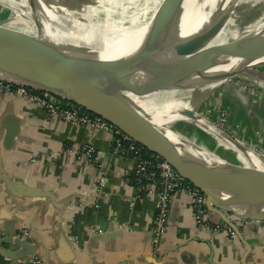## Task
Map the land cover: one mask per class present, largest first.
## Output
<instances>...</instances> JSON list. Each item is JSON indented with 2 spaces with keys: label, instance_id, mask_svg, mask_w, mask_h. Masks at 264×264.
Masks as SVG:
<instances>
[{
  "label": "crops",
  "instance_id": "0c3cea01",
  "mask_svg": "<svg viewBox=\"0 0 264 264\" xmlns=\"http://www.w3.org/2000/svg\"><path fill=\"white\" fill-rule=\"evenodd\" d=\"M228 85L234 86L225 83L218 89L223 96ZM239 105L242 116L251 119L228 126L229 132L246 139L256 130L264 146V100L251 99L248 111ZM195 114V121L182 120L184 126L204 127L212 139L200 142L184 127L186 140L236 170H258L240 153V161L217 155L215 143L225 142L221 132ZM4 124L19 130L10 150L2 146L4 128L0 136V249L22 251L24 240L34 253L12 259L0 255L6 264H26L34 256L43 264H264V223H238L239 234L233 237L198 230L183 193L172 196L167 228L155 248L157 200L135 187L132 161L113 152L108 133L67 125L43 108L0 91V128ZM86 144L98 152L95 165L76 158ZM102 179L103 190L97 188ZM15 184L32 188L34 196H17L8 188ZM95 187L99 192L92 191Z\"/></svg>",
  "mask_w": 264,
  "mask_h": 264
},
{
  "label": "bare ground",
  "instance_id": "6f19581e",
  "mask_svg": "<svg viewBox=\"0 0 264 264\" xmlns=\"http://www.w3.org/2000/svg\"><path fill=\"white\" fill-rule=\"evenodd\" d=\"M164 1L171 5L174 0ZM227 2V0H181L175 22L166 23L164 33L159 34L161 37H154L148 44V39L143 43L141 40L149 34L151 27L166 22L171 17L172 14L169 11L162 13L156 7L154 9L152 5L151 7L147 4L144 9L149 8L150 16L143 19L128 16L125 20H121L114 18L115 16L111 18L109 17L111 15H104L90 4L80 8H66L57 5V2L52 4L44 0H30V2L28 0H0L1 5L5 4L16 12L18 19L21 16L25 17L26 13L27 19L24 20L33 25L37 39L50 43L66 55L83 58L94 54L105 63L115 62L118 63L117 65L121 64L123 59L133 57L137 63L125 67L123 71L134 73H147L175 58L179 48L183 49L187 45V39L193 36L205 21H212L220 10L226 7ZM240 2L241 0H233V8L227 22L216 38L197 55L198 59L186 62L167 82L150 89L133 91L143 99L137 104L153 116L154 121L161 128L179 119L195 121L197 114L187 117L184 112L193 110V104L204 102L217 88H221L229 76L234 75L229 74L233 68L243 64L264 63V14L257 21L249 23L246 30L234 32V34L229 31L228 26L235 18L233 11ZM31 3L36 5V9L33 7L32 10L27 9ZM156 4L154 2V6ZM240 15L245 17L246 10H242ZM173 28L174 34H177V40L166 38ZM242 36L244 41L240 40ZM228 39H231L232 43L229 50H235L229 55L223 54L225 51L223 43ZM169 44L171 46L159 52L164 45ZM149 47L150 52H148ZM157 88L162 93L159 94L156 91L155 93L154 89L157 90ZM59 94L64 93L59 92ZM79 94L113 116L123 128L130 131L125 113L119 106L92 91L82 90ZM155 94L159 95L154 97ZM151 95L153 98H150ZM168 128L167 130L163 128L168 138L180 145L181 150L186 154H188L187 151L192 154V162L220 191L239 204L264 200V178L254 176V172L250 170L249 177L247 174L240 175L243 179L239 180L238 185L230 179L229 174L232 173L226 170L229 167L222 165L214 155L202 154L196 146L183 137L184 128H177L173 125L172 128L170 125ZM212 128L220 133L216 128ZM222 139L227 138L222 134ZM230 143L235 150H241L244 156L251 158L249 165L253 164L252 167L256 168L259 163L264 171V161L251 153L252 151L248 152L245 147L231 141ZM207 151L210 152L208 147ZM255 174H257L256 171ZM241 183L245 184L240 186Z\"/></svg>",
  "mask_w": 264,
  "mask_h": 264
},
{
  "label": "water",
  "instance_id": "95a60500",
  "mask_svg": "<svg viewBox=\"0 0 264 264\" xmlns=\"http://www.w3.org/2000/svg\"><path fill=\"white\" fill-rule=\"evenodd\" d=\"M227 1L226 7L224 6L225 8L220 10L212 21H205L198 31L187 39V45L183 49L179 48L175 58L162 63L147 73L123 71L125 67L137 63L133 57L123 59L121 64L117 65L118 63L115 62L105 63L94 54L83 58L68 56L50 43L41 41L25 31L18 30L20 33L15 32L13 27L4 26L5 20L0 21V80L39 92L51 93L114 125L149 153L164 160L186 182L202 193L206 198V208L210 219L221 220L232 229L235 235H238L239 228L236 221L264 223V200L239 204L220 191L192 162V154L188 151V154L182 151L180 145L169 139L164 129L156 124L153 116L145 112L127 94L128 92L150 89L167 82L175 71L185 65L186 62L198 59L197 55L216 38L229 18L233 8V0ZM179 2L181 0L173 1L169 10L172 14L171 17L166 22L151 27L149 34L141 40L142 43L148 39V44H150L154 37H161L159 34L164 33L166 23L175 22L180 7ZM32 7L36 9L34 4ZM174 28L169 31V35L166 36L167 39L177 40L178 37H176L177 34H174ZM230 41L231 39L224 41L225 51L223 54L234 53L235 50H229L232 44ZM168 46L171 44L164 45L159 52L161 53ZM148 52H150V47ZM145 56L147 57V55ZM257 65L260 63L243 64L233 68L229 74L240 73ZM82 90L95 92L107 101L119 106L125 113L130 131L123 128L113 116L80 95ZM59 92L64 94H59ZM227 92L243 105L245 111H248L251 97L246 101L244 92L237 90L232 85L227 86ZM184 113L185 116L191 117L196 112L191 110ZM4 125L0 128V136L3 133V128L5 131L2 146L5 150H10L15 145V137L19 129L16 125ZM224 136L228 138L227 135ZM229 139L232 140L230 137ZM229 177L238 184L240 174H229ZM244 184L241 183L240 186ZM8 188L14 190L19 197H33L35 193L32 188L21 184L8 185ZM20 244L24 248L22 251L10 252L0 249V255L6 259H12L25 254H31V256L34 254L33 248L24 240L20 241ZM158 244L155 245V248ZM26 248L27 251H25Z\"/></svg>",
  "mask_w": 264,
  "mask_h": 264
},
{
  "label": "rangeland",
  "instance_id": "374dc122",
  "mask_svg": "<svg viewBox=\"0 0 264 264\" xmlns=\"http://www.w3.org/2000/svg\"><path fill=\"white\" fill-rule=\"evenodd\" d=\"M28 1L30 2V0ZM44 1L46 3H52V4L57 2L56 3L57 5L65 6L66 8H72V7L80 8L84 5L90 4L96 10L102 12L104 15L106 16L111 15L109 16L111 18L115 16L114 18L116 19L120 18L121 20H125L126 18H128V16L132 18L137 17L139 19H143V18L150 16V12H148L150 11L149 8L148 10L144 9V7H147V4L149 6L152 5L154 9L156 7V9H158V11H161L162 13H167L170 10V5L165 3L164 0H156V1L154 0V2L158 4V5L156 4V6H154L153 0H148V1L147 0H66V1L65 0L63 1L62 0H52L53 2L51 0H44ZM32 5L33 3L29 4L27 9L30 10L31 8L32 10ZM118 6L119 7L121 6V7L118 8ZM242 10H246L245 17H241L240 15V12ZM116 14L118 16H116ZM263 14H264V0H241V2L237 4V7L233 11V16L235 18L231 20L228 26L230 33L232 32V34H234V32L246 30V26H248L249 23L257 21V19H259V17ZM24 15L25 17L21 16V18L18 19L16 12H14L13 9H11L9 6L5 4L3 5L0 4V21L5 20L4 22L5 27H11V28L13 27V29H15V32L20 33L19 31H25L26 33H30L36 37V31L34 30L33 25H31L28 21L24 20V19H27L26 13ZM236 38L237 37H235V39ZM240 40L244 41L245 39H243V36H242ZM263 72H264V63L257 65V66H253L243 72L238 73V75L234 74L232 76H229V78L227 79L225 83L233 84L237 90L243 91L244 95H246V98H245L246 101L249 99V97H251L250 99L254 100V102H257L258 99H261V101H263L264 100ZM255 74H258V75L256 76ZM218 89L221 90L220 88H217L210 96H208L210 98L207 97L204 100V102L203 101L200 103L196 102L195 104H193L194 106L193 111L198 113L200 118L205 120L207 125H209L210 127L212 126L216 128L223 135L228 136L227 139H222L226 143L225 142L224 144L215 143L214 148H215L216 154L221 155L222 157H227L230 160L232 159V160L240 161V156H241L240 154L244 156L243 154L244 152L241 150H235L234 146H232V144L230 143L231 141L234 144H239L240 146L245 147V149L248 150V152L252 151L251 153H254L257 157H259L262 161H264V146L261 145V142H262L260 139L261 135L259 134L258 131L256 130L252 131L254 135L250 131L252 135H248L246 139L245 138L241 139L239 136L235 134L234 131L229 132L228 126H231V125L237 126L238 123L244 125L243 123L248 122V120L251 119V117L246 114L244 115L245 117H243L239 110L240 105L239 103H237L235 98H233L232 95L229 93H227L226 96H223L219 92ZM158 90H159L158 88L157 90L154 89V92L156 91L159 94L162 93L160 90L159 91ZM127 94L136 103L141 102L143 100L139 96V94L136 92H128ZM159 94L157 95L155 94L154 97L158 96ZM150 98H153L152 95ZM236 116H242V117L236 118ZM169 125L171 126V128H172V125L177 128L180 127L182 129L186 127L187 133H190L191 136L195 135L196 137H199V139H201L200 142H207L212 139L210 135L205 133L206 131L204 132L206 128L198 127V126L196 127L195 125H190V124L189 126H184L181 119L173 123H170ZM169 125H166L163 128L167 130L169 129L168 128ZM229 137L232 138L233 141L230 140ZM227 147H229V149H227ZM231 148H233L234 150H232ZM188 149L191 150L192 148H188ZM215 158H217L219 162L222 163V165L229 167V168H226V170L231 172L232 175H236L235 173L240 174V175L247 174V176L250 175L248 172H251V171L249 170H247V172L236 170L234 167L230 166V164H227L226 162L221 160L218 156H215ZM250 160L251 158L248 159V161ZM256 168H258V170L257 169L255 170L257 174H255V171H254V176L264 178V171L262 170V167L259 163ZM240 179L242 180L243 178H240Z\"/></svg>",
  "mask_w": 264,
  "mask_h": 264
},
{
  "label": "built area",
  "instance_id": "2783aa9c",
  "mask_svg": "<svg viewBox=\"0 0 264 264\" xmlns=\"http://www.w3.org/2000/svg\"><path fill=\"white\" fill-rule=\"evenodd\" d=\"M0 91L19 96L30 105L43 108L49 117L59 118L67 125L87 127L97 131L102 130L110 135L113 152L126 156L132 161V175L135 187L145 196L153 197L157 200L152 230L154 246L158 244L161 235L166 231L170 201L175 193H183L189 198L192 221L195 228L211 234L225 232L231 237L235 236L232 229L224 222L210 219L206 208V198L202 193L186 182L164 160L149 153L114 125L89 113L80 106L45 91L39 92L1 80ZM76 158L79 162L95 165L98 159V152L93 146L86 144L77 151ZM104 185L105 182L102 179L100 186L97 188L103 190ZM97 188H92V191L99 192ZM236 222L237 224H243V221ZM26 264L43 263L40 257L34 256Z\"/></svg>",
  "mask_w": 264,
  "mask_h": 264
},
{
  "label": "trees",
  "instance_id": "16d2710c",
  "mask_svg": "<svg viewBox=\"0 0 264 264\" xmlns=\"http://www.w3.org/2000/svg\"><path fill=\"white\" fill-rule=\"evenodd\" d=\"M0 264H6L1 258H0Z\"/></svg>",
  "mask_w": 264,
  "mask_h": 264
}]
</instances>
